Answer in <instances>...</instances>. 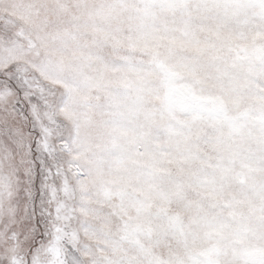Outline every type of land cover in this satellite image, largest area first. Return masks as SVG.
<instances>
[{
    "label": "snow or ice",
    "instance_id": "snow-or-ice-1",
    "mask_svg": "<svg viewBox=\"0 0 264 264\" xmlns=\"http://www.w3.org/2000/svg\"><path fill=\"white\" fill-rule=\"evenodd\" d=\"M0 264H264V0H0Z\"/></svg>",
    "mask_w": 264,
    "mask_h": 264
}]
</instances>
